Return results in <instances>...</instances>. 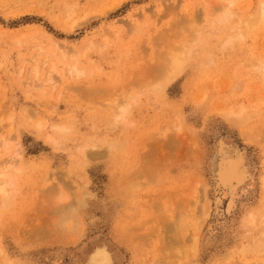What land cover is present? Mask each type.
<instances>
[{
    "label": "rangeland",
    "instance_id": "obj_1",
    "mask_svg": "<svg viewBox=\"0 0 264 264\" xmlns=\"http://www.w3.org/2000/svg\"><path fill=\"white\" fill-rule=\"evenodd\" d=\"M261 4L0 0V143L14 139L0 145V165L19 151L24 158L20 172L12 169L16 191L0 205V264H90L99 247L111 264H264V77L251 67L264 61V22L250 32L245 23L260 18ZM191 30L205 43L190 59ZM239 31L243 39L224 48ZM176 52L190 61L163 90L162 64ZM75 53L82 73L71 77ZM35 59L42 73L31 84ZM53 65L58 74L44 83ZM232 65L246 72L236 78ZM118 102L130 108L113 126ZM230 109L247 120L229 123L221 112ZM40 119L47 128L38 132ZM69 122L60 145L43 139ZM239 154L248 178L223 191L218 166Z\"/></svg>",
    "mask_w": 264,
    "mask_h": 264
},
{
    "label": "bare ground",
    "instance_id": "obj_2",
    "mask_svg": "<svg viewBox=\"0 0 264 264\" xmlns=\"http://www.w3.org/2000/svg\"><path fill=\"white\" fill-rule=\"evenodd\" d=\"M233 3L230 1V5H232ZM234 5V4H233ZM263 4H261V6H262ZM66 6V5H65ZM64 9H65V7H64ZM220 9V8H219ZM69 11H70V9H68ZM227 10V9H226ZM72 12V11H71ZM70 13V12H69ZM260 18L259 19H257L256 18V20H252V19H250L251 21H246L245 23H247L246 25H247V28H246V31L247 32H250V30L251 29H254L256 26H257V24L259 23V22H264V6H262L261 7V9H260ZM70 15V14H69ZM258 15V13L256 14V16ZM231 15H229V10H227V11H224L223 12V14H222V16L221 17H223V20L222 21H224V24H225V22L226 21H228V19H229V17H230ZM220 20V19H219ZM223 23V22H222ZM221 23V24H222ZM244 23V24H245ZM189 29H191V27H189ZM249 31H248V30ZM235 30V29H234ZM190 31V30H189ZM194 33H192V30H191V32H189V35H191L190 33H192V35H191V40H189L190 41V49H189V51H188V53H187V57L189 56V58L191 59L192 57H194L200 50L202 51V49H203V46H204V43H205V37H204V35L202 34V32L200 33L199 31L197 32V31H193ZM195 32H196V34H195ZM1 33V32H0ZM231 33V32H230ZM215 35V34H214ZM28 36V35H27ZM2 37V36H1ZM29 38H30V36H29ZM187 38V37H186ZM186 38H184L185 39V42H186V40L188 39H186ZM25 39V38H24ZM243 39V36H242V34L240 33V31L239 32H236V33H234V34H230V36L229 37H227V39L225 40V42H224V44H223V47L224 48H226L227 46H231V45H233L235 42H237V41H241ZM54 40V39H53ZM224 41V40H223ZM178 42V41H177ZM184 42V41H183ZM184 42V43H185ZM175 43V42H174ZM180 44V43H179ZM93 45V44H92ZM176 45V44H175ZM174 45V46H175ZM87 46H88V44H87ZM222 46V45H221ZM62 47V46H61ZM60 47V48H61ZM181 47V46H180ZM183 47H185V45H182V49H185V48H183ZM37 49V48H36ZM41 49V48H40ZM58 49H59V47H58ZM175 49H176V46H175ZM180 49V48H179ZM42 50V49H41ZM71 50V49H70ZM81 50V49H80ZM87 50H89V48H86L85 47V51H87ZM173 50V49H172ZM225 50V49H224ZM38 51V50H37ZM37 51H36V53H37ZM85 51L83 50V52L85 53ZM75 52V51H74ZM73 52V53H74ZM180 52H183V50L181 51L180 50ZM180 52H176V53H174V54H169L167 57H168V59H166L168 62V64H165L164 62V65L162 64V66H164L163 68H165V69H167L166 70V74H165V76H166V78L164 77V80H163V82H162V85H159V86H163V90L167 87V85L168 84H170V83H172L181 73H182V71L184 70V68H185V65H186V63H189V61L187 62L186 60H184V59H182V54L183 53H180ZM63 53H64V51L62 52V55H63ZM180 53V54H179ZM185 53V52H184ZM40 54V53H39ZM70 54L71 53H69V52H67V53H65V55H64V57H65V59L66 58H68L69 56H70ZM41 55H43L42 53H41ZM59 55H61V52H60V54ZM69 55V56H68ZM40 56V55H39ZM56 56V55H55ZM80 56H81V54H80ZM166 56V55H165ZM182 56V57H181ZM46 58H44L45 59V61L43 60V62H44V67L45 66H48V65H50V63H52V62H50V60H49V56H48V58H47V55L45 56ZM83 57V56H82ZM186 57V56H185ZM35 58H36V56H35ZM38 58V57H37ZM70 58V57H69ZM68 58V59H69ZM71 58H73V59H75V63L74 64H72V65H70V66H68V67H70L69 68V70H68V72H69V75L71 74L72 76L71 77H75L73 74H78L79 76H80V73H82L80 70H79V66H78V62H79V60H78V54H76L75 53V55H72V57ZM165 58V57H164ZM32 59H34V58H32ZM67 59V60H68ZM162 59V58H161ZM72 60V59H71ZM165 60V59H164ZM163 61V60H162ZM33 62V61H32ZM43 62H41V65H42V63ZM160 62V61H159ZM166 62V61H165ZM209 62L210 63H212V61L209 59ZM54 63V62H53ZM252 63V62H251ZM244 64V63H243ZM243 64H241V65H243ZM31 65H33L32 67H30V68H32L31 69V73L33 74V78L34 79H32L31 80V84H36L38 81H39V79H38V77H39V74H41L42 72H39L40 71V68H41V66L39 65V61L37 60V59H35L34 60V64L33 63H31ZM55 65V64H54ZM52 66V67H50L49 68V72H48V74L47 75H49V76H46V77H48L47 79H46V77L45 78H43L45 81H44V83L45 82H48V83H51L52 82V76L55 74V75H57L58 74V72H57V68H55L56 66ZM156 65H158V64H156ZM165 65H168V66H166L165 67ZM235 65H236V63H235ZM235 65H232V66H235ZM247 65V64H246ZM251 65V64H250ZM161 66H159L158 68H160ZM236 68H237V66H235ZM248 67V66H247ZM251 67H254V68H257V70L258 71H260V72H262V75H263V77H264V61H258L257 60V63L254 65V64H252L251 65ZM29 68V69H30ZM45 68H47V67H45ZM43 69V68H42ZM152 69V68H151ZM161 69V68H160ZM232 69V68H231ZM244 69V67H242V66H240V67H238L237 69H236V71H235V76H236V78L240 75H242V72L243 71H245V70H243ZM247 69V68H246ZM20 70H22V69H20ZM24 70V69H23ZM150 70V69H149ZM164 70V69H163ZM243 70V71H242ZM256 70V71H257ZM28 71H30V70H28ZM152 71V70H151ZM231 71V70H230ZM232 71H233V69H232ZM231 71V72H232ZM46 72V71H45ZM230 72V73H231ZM246 72V71H245ZM29 73V77H30V72H28ZM47 73V72H46ZM229 73V72H228ZM66 75H68V74H66ZM66 75H64V76H66ZM78 75H76V78H77V76ZM84 75V74H83ZM157 75H159L158 73H157ZM86 76V75H85ZM28 77V78H29ZM32 77V76H31ZM70 77V78H71ZM162 77V76H161ZM231 77V76H230ZM53 78H55L54 76H53ZM75 79V78H74ZM230 79H232V77L230 78ZM41 80V79H40ZM54 81V80H53ZM28 83H30V82H28ZM24 84V83H23ZM231 85V84H230ZM27 86H29V85H27ZM41 86H42V84H41ZM30 87V86H29ZM36 87V86H35ZM35 87H33V88H35ZM39 87V86H38ZM43 87V86H42ZM32 88V89H33ZM213 88V87H212ZM38 89H40V88H38ZM204 89H207V88H205L204 87ZM155 89H153V91H154ZM203 92H205V91H203ZM52 93V92H51ZM209 94V90H207V92H206V94ZM49 94H50V92H49ZM61 94V93H60ZM52 95V94H51ZM63 95V94H62ZM203 95V94H202ZM90 96V95H89ZM207 96V95H206ZM204 97V96H203ZM201 99V98H200ZM205 99V98H204ZM202 100V99H201ZM125 101V100H124ZM128 101V100H127ZM117 103V102H116ZM118 103H120V102H118ZM126 103V102H125ZM134 103V102H133ZM115 105V104H114ZM118 105V104H117ZM126 104H124V106H123V104H122V107H121V103H120V107H119V109H118V107L116 108V110H118L117 111V114L115 115V114H113L114 116H112V120H113V118L115 119V120H111L112 122H111V124L113 125V126H115L116 125V123H117V119H120V120H122L123 121V119L125 118V115L126 114H128V112H129V108H130V106L129 105H126V106H129V108H127L126 106H125ZM116 106V105H115ZM216 106V105H215ZM111 107V106H110ZM113 109V108H112ZM233 109H230L229 111H222L221 112V114L227 119V121L229 122V123H240V121H243L244 119H246L247 120V116H246V118H245V116H244V114H245V112H243V111H245V110H243V111H240L239 110V112L238 113H236L235 111H232ZM236 110V109H235ZM29 111H30V109H29ZM105 111H107V110H105ZM215 111V110H214ZM217 112V111H216ZM220 113V112H219ZM103 114V113H102ZM111 114V113H110ZM27 115V114H26ZM112 115V114H111ZM107 116H110V115H107ZM35 118V115H31L30 116V118ZM111 117V116H110ZM11 118H13V117H11ZM108 119V118H107ZM180 119V118H179ZM249 119V118H248ZM253 119V118H252ZM181 120H182V118H181ZM10 123H12V119H10ZM30 121V120H29ZM120 122V121H119ZM10 123H9V125H10ZM245 123V122H244ZM8 124V123H7ZM7 124H6V126H7ZM174 124V123H173ZM70 125V126H69ZM119 125V124H118ZM180 125H181V122H180ZM233 125V124H232ZM237 125V124H236ZM13 126V125H12ZM242 126V125H241ZM35 129H36V131H38V132H41V131H44L45 130V128H47L46 127V124L42 121V119H40V120H38L37 122H36V124H35ZM71 124H70V122H69V124L67 123H57V124H54L53 126H51V129H52V133H51V131H50V133H48V134H46L45 135V137L43 138L47 143H49V144H52V145H60V139H61V136H63V134L65 135L66 133L68 134V132L70 131L71 132ZM10 128H12V127H9V129ZM172 128V127H171ZM180 128L182 129V127L180 126ZM179 128V129H180ZM50 129V130H51ZM3 130V129H2ZM12 130V129H11ZM263 131V130H262ZM4 132V131H3ZM7 132V131H6ZM10 132H12V131H10ZM10 132H7L8 134L10 133ZM13 133V132H12ZM263 133V132H262ZM66 134V135H67ZM177 134V133H176ZM10 135V137L9 138H11V134H9ZM259 136H261V135H259ZM2 138L1 139V143H0V145H2V146H7V141H8V139L9 138ZM168 137V136H167ZM167 137H165V138H167ZM180 137V136H179ZM256 137V136H255ZM158 138V137H157ZM12 139V138H11ZM11 139H9V141H11ZM63 139V138H62ZM156 139V138H155ZM174 139V138H173ZM262 139V138H261ZM264 139V138H263ZM12 140H14V139H12ZM153 140V139H152ZM167 140V139H166ZM175 140V139H174ZM189 141V140H188ZM222 141V140H221ZM165 142V141H164ZM176 142V141H175ZM192 142H194V141H192ZM192 142H190V144H192ZM64 143V142H63ZM197 143V142H196ZM86 144V143H85ZM195 144V143H194ZM198 144V143H197ZM228 144V143H227ZM152 145V144H151ZM83 146V145H82ZM122 146V145H121ZM149 146V145H148ZM193 146H195V145H193ZM197 146V145H196ZM8 147V146H7ZM86 147V146H85ZM153 147V146H152ZM198 147V146H197ZM100 148V147H99ZM193 148H195V147H193ZM192 148V149H193ZM17 149V148H16ZM89 149V148H88ZM93 149V148H92ZM236 149H237V147H236ZM78 150V149H77ZM87 149L86 148H84V147H81V148H79V150L78 151H80V153H81V155L84 157V155L85 154H88L87 153V151H86ZM146 150V149H145ZM145 150H143V151H145ZM142 151V152H143ZM199 151V150H198ZM16 152V151H15ZM19 152H21V151H19ZM15 153V155L14 156H12V158L11 159H8V161L7 162H3V164H1L0 165V205H3V203H5V202H7L8 200H10V196H11V194L14 192V190H15V188H14V180H15V178H14V175H13V173H14V171H12V169L13 168H15L14 170H16V172L18 173V172H20L22 169H23V165H24V158H23V156H22V153ZM148 152V151H147ZM150 153V152H149ZM200 153V152H199ZM146 154V153H145ZM95 155V154H94ZM233 155V154H232ZM143 156V155H142ZM248 160V159H247ZM249 162V161H248ZM219 164V163H218ZM250 166V165H249ZM219 167V170H218V186L219 187H221V189L224 191L225 189H229L232 193L234 192V191H236V189L238 188V186H240L241 184H243V182L244 181H246L247 180V178H248V175H247V171H246V168H245V166H244V160H243V158H242V156L239 154V155H237L236 157H234V158H223L222 160H221V162H220V165L218 166ZM15 172V173H16ZM250 173V172H249ZM142 174V173H141ZM139 175V174H138ZM131 177V176H130ZM140 177V176H139ZM216 179V178H215ZM216 182V181H215ZM196 186V185H195ZM194 186V187H195ZM243 186V185H242ZM246 186V185H245ZM263 187H264V183H263ZM199 188V187H198ZM16 191V190H15ZM193 191V190H192ZM73 192V191H72ZM17 193V192H16ZM193 193V192H192ZM218 193V192H217ZM198 194V193H197ZM48 195V194H47ZM57 196V195H56ZM55 196V197H56ZM167 196V195H166ZM176 197V196H175ZM191 197V196H190ZM203 197H205V196H203ZM66 198V197H65ZM201 198H202V196L200 197V199L199 198H195V199H197L198 201L199 200H201ZM182 199V198H181ZM185 199V198H184ZM195 199H193V200H195ZM204 199V198H203ZM51 200V199H50ZM166 200H168V199H166ZM178 200V199H177ZM74 201V200H73ZM187 201V200H186ZM206 201H207V199H206ZM205 201V202H206ZM59 202V201H58ZM76 202V201H75ZM170 202H172V200L170 201ZM56 203V202H55ZM64 203V202H63ZM183 203V202H182ZM188 203V202H187ZM218 203V202H217ZM57 204V203H56ZM59 204V203H58ZM66 204V203H65ZM64 204V205H65ZM78 204L79 205H82L83 204V201H82V199H78ZM53 205V204H52ZM158 205V204H157ZM171 205H172V203H171ZM174 205V204H173ZM203 205V204H202ZM205 205V204H204ZM56 206V205H55ZM54 206V207H55ZM182 206V205H181ZM190 206V205H189ZM193 206V205H192ZM52 207V206H51ZM59 207V206H58ZM63 207V206H62ZM65 207V206H64ZM186 207H188V206H186ZM50 208V207H49ZM57 208V207H56ZM70 208H72V207H70ZM204 208H205V206H204ZM202 209H203V206H202ZM78 210V209H77ZM262 210V209H261ZM69 211H70V209H69ZM74 211V210H73ZM76 211V210H75ZM163 211V210H162ZM180 211V210H179ZM187 211V210H186ZM64 212H66L65 214H63V215H65V216H63V218L65 217H67V215H70L69 213L70 212H68V211H64ZM63 212V213H64ZM68 212V213H67ZM157 212V211H156ZM202 212H204L203 210H202ZM205 212H206V210H205ZM204 212V213H205ZM263 212V211H262ZM59 213H61V212H59ZM71 213H73V212H71ZM183 213V212H182ZM184 213H185V211H184ZM191 213V212H190ZM203 213V214H204ZM207 213V212H206ZM257 213V212H256ZM54 214V213H53ZM158 214V213H157ZM186 214V213H185ZM193 214V213H192ZM258 215H259V212L257 213ZM161 215V214H160ZM57 216H58V214H57ZM200 216H204V215H200ZM51 217V216H50ZM61 217H62V215H61ZM74 217H76V216H74ZM74 217H69L68 216V218H71L72 220L74 219ZM59 218H60V216H59ZM63 218H60L61 220H60V224L61 223H63V220L65 219H63ZM172 218H170V220H171ZM178 219H181V217L180 216H178ZM178 219H177V222L176 223H174V225H172V228H174L175 229V226H176V224L178 225L177 227H176V232H175V230H172V231H174L175 232V234L174 235H176V234H180L181 232H179L180 230H182L183 231V228H184V223L183 222H180V221H178ZM190 219H191V217H190ZM258 219V218H257ZM75 220H76V218H75ZM81 220V219H80ZM162 220V219H161ZM53 221H54V219H53ZM53 221H51L50 222V224L53 222ZM57 221V220H56ZM76 221H78V220H76ZM254 218H250V220H249V223L251 224V225H254ZM66 222V221H65ZM154 222H155V220H154ZM204 222V221H203ZM245 222V221H244ZM158 223V222H157ZM199 223V222H198ZM54 224V223H53ZM76 224H78V223H76ZM172 224V223H171ZM248 224V223H247ZM62 225V224H61ZM199 225V224H198ZM250 225V226H251ZM58 226V225H57ZM245 226H246V224H245ZM249 226V225H248ZM54 227V226H53ZM170 227H171V225H170ZM57 229V228H56ZM60 229V228H59ZM77 229V228H76ZM58 230V229H57ZM79 230V229H78ZM152 230H153V228H152ZM169 230V229H168ZM75 231V230H74ZM142 231V230H141ZM148 231V230H147ZM154 231V230H153ZM77 232V231H76ZM79 232V231H78ZM150 232H152L151 230H150ZM177 232H179V233H177ZM80 233V232H79ZM154 233V232H153ZM160 233V232H159ZM197 233V232H196ZM69 234V233H68ZM60 235V234H59ZM71 235V234H70ZM75 235H77L78 236V234L76 233ZM150 235V234H149ZM151 235H152V233H151ZM155 235H156V233H155ZM158 235V234H157ZM196 235V234H195ZM68 236V235H67ZM66 236V237H67ZM71 236H74V235H71ZM264 235L263 234H261V237L262 238H264L263 237ZM59 237V236H58ZM65 237V236H64ZM129 237V236H128ZM150 237H152V236H150ZM176 237H178L177 235H176ZM194 237V236H193ZM43 238V237H42ZM54 238V237H53ZM56 238V237H55ZM70 238V237H69ZM69 238H66V239H69ZM75 238H76V236H75ZM75 238H73V240H75ZM160 238V237H159ZM196 238V237H195ZM198 238V237H197ZM136 239V238H135ZM155 239V238H154ZM49 240V239H48ZM63 240V239H62ZM72 240V239H71ZM70 240V241H71ZM137 240V239H136ZM188 240V239H187ZM194 240V239H193ZM262 240V239H261ZM61 241V240H60ZM65 241V240H64ZM177 241H180V240H177ZM192 241V240H191ZM264 241V240H263ZM263 241H262V244H264L263 243ZM56 242V241H55ZM176 242V241H175ZM261 244V243H260ZM160 246V245H159ZM163 246V245H162ZM175 246H179V245H175ZM158 248V247H157ZM260 248V247H259ZM181 249V248H180ZM252 250H254V249H252ZM1 251V250H0ZM174 250H172V252H173ZM186 251V250H185ZM255 251H256V249H255ZM254 251V252H255ZM166 252V251H165ZM182 252V251H181ZM194 252V251H193ZM242 252H243V250H242ZM253 251H252V253H254ZM0 253H2V252H0ZM196 253V252H195ZM256 253V252H255ZM163 254V253H162ZM167 254V253H166ZM184 254V253H183ZM197 254V253H196ZM185 255L186 254H184V257H185ZM163 256V255H162ZM1 257V256H0ZM161 257V256H160ZM177 257V256H176ZM187 257V256H186ZM185 257V258H186ZM162 259V258H161ZM3 260V259H2ZM159 261V260H158ZM89 263L90 264H111L112 263V260H111V255H110V253L108 252V250L105 248V247H99V248H97V249H95V251L91 254V256H90V259H89ZM159 263V262H158ZM166 263V262H165ZM160 264V263H159ZM178 264V263H177ZM182 264V263H181Z\"/></svg>",
    "mask_w": 264,
    "mask_h": 264
}]
</instances>
